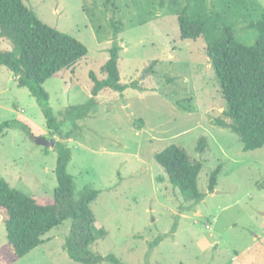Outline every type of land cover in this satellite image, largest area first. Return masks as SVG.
<instances>
[{
	"label": "rangeland",
	"instance_id": "obj_1",
	"mask_svg": "<svg viewBox=\"0 0 264 264\" xmlns=\"http://www.w3.org/2000/svg\"><path fill=\"white\" fill-rule=\"evenodd\" d=\"M22 1L43 23L87 48L83 58L49 77L43 87L60 130L71 131L67 172L74 191L98 190L89 206L95 231L104 235L92 251L113 254L122 264H264V145L243 150L239 134L216 123L230 119L222 113L225 102L205 39L180 38L176 12L185 2ZM203 1L207 11L226 16L239 41L254 42L257 31L246 25L258 18L264 0ZM112 20L121 26L118 68L127 87L123 95L103 89L85 115H70L71 106L90 99V72L99 79L105 75L101 67L113 38ZM0 48L12 46L1 39ZM17 82L1 65L0 124L25 120L32 132L16 127L0 131V178L50 201L57 186L56 151L36 144L32 135L55 141L63 136L47 128L39 103ZM170 144L202 163L199 201L172 186L155 160V153ZM216 166L217 182L210 191L209 175ZM70 223L64 220L43 236L42 244L15 257L0 218V264H80L64 250Z\"/></svg>",
	"mask_w": 264,
	"mask_h": 264
},
{
	"label": "trees",
	"instance_id": "obj_2",
	"mask_svg": "<svg viewBox=\"0 0 264 264\" xmlns=\"http://www.w3.org/2000/svg\"><path fill=\"white\" fill-rule=\"evenodd\" d=\"M178 8L177 23L180 38L195 40L202 36L206 42V54L215 71L220 92L225 102L222 113L230 122L216 119L220 126H227L238 133L243 150H252L264 145V9L256 20H250L246 27L254 28L257 36L252 44H245L236 37L237 29L223 13L207 11L203 0H183ZM163 0H161L162 4ZM177 4V0L172 1ZM145 21V20H143ZM112 42L108 58L101 70L105 74L99 79L90 72L92 85L87 103L71 106L68 114L81 117L89 106L96 103L103 89H111L123 95L127 85L120 82L118 60V33L121 26L114 20ZM6 39L12 49L0 48V66H6L17 77L19 86H26L39 103L45 116L46 126L59 132L62 140H56L55 176L57 186L50 201L35 197L12 187L0 178V218L3 221L6 238L15 257H22L43 243V236L64 220L70 219L69 233L64 250L80 264H101L104 261L122 264L113 254L105 256L92 251L95 241L104 235L95 231V216L89 206L98 190L86 187L74 191L73 178L67 172L71 150L66 140L71 131L62 132L43 83L54 74L74 65L87 53L86 46L75 37L43 23L22 0H0V40ZM132 86L139 87L137 81ZM140 88H143L140 86ZM16 127L32 132L31 125L17 118L0 124V131ZM202 148V147H201ZM165 170L172 186L188 193L199 201L201 194L197 177L202 163L193 159L178 144H170L154 155ZM219 172L216 166L209 175L208 189L213 191ZM162 236L152 244H157Z\"/></svg>",
	"mask_w": 264,
	"mask_h": 264
},
{
	"label": "water",
	"instance_id": "obj_3",
	"mask_svg": "<svg viewBox=\"0 0 264 264\" xmlns=\"http://www.w3.org/2000/svg\"><path fill=\"white\" fill-rule=\"evenodd\" d=\"M35 143L45 147H53L55 145V139H48L43 136L32 135Z\"/></svg>",
	"mask_w": 264,
	"mask_h": 264
}]
</instances>
